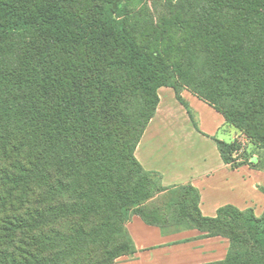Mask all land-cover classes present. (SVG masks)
I'll list each match as a JSON object with an SVG mask.
<instances>
[{"label": "trees", "instance_id": "obj_1", "mask_svg": "<svg viewBox=\"0 0 264 264\" xmlns=\"http://www.w3.org/2000/svg\"><path fill=\"white\" fill-rule=\"evenodd\" d=\"M115 2L0 0V264H113L135 253L133 215L226 237L225 258L203 264H264V214L204 216L195 187H164L134 155L168 86L248 139H215L225 163L264 170V0H167L130 54Z\"/></svg>", "mask_w": 264, "mask_h": 264}, {"label": "crops", "instance_id": "obj_2", "mask_svg": "<svg viewBox=\"0 0 264 264\" xmlns=\"http://www.w3.org/2000/svg\"><path fill=\"white\" fill-rule=\"evenodd\" d=\"M157 104L142 131L134 155L145 170L160 174L161 184L171 188L190 184L199 192V209L213 217L224 205L264 214V170L243 164L231 168L221 157L215 139L223 142L237 137L225 124L223 115L188 89L180 92L197 124L180 102L173 88L156 90ZM132 238L133 256L113 264H203L225 258L229 240L208 236L198 229L163 233L156 225L133 215L126 224Z\"/></svg>", "mask_w": 264, "mask_h": 264}, {"label": "rangeland", "instance_id": "obj_3", "mask_svg": "<svg viewBox=\"0 0 264 264\" xmlns=\"http://www.w3.org/2000/svg\"><path fill=\"white\" fill-rule=\"evenodd\" d=\"M166 1L167 0H123L122 4L126 7L130 15V20L115 48L123 50L127 54L132 53L133 49L136 47L139 50L142 48L148 49L147 46L151 43V37L154 34H158L160 30L161 10ZM230 128L235 130L237 134L235 139L239 141L241 146L245 144L249 146L248 139L241 134L240 131L233 127ZM239 154V151H234L232 157H237ZM181 228L180 226L168 227V230H183Z\"/></svg>", "mask_w": 264, "mask_h": 264}, {"label": "water", "instance_id": "obj_4", "mask_svg": "<svg viewBox=\"0 0 264 264\" xmlns=\"http://www.w3.org/2000/svg\"><path fill=\"white\" fill-rule=\"evenodd\" d=\"M117 2H119V0H116V2L113 4V7H114V8L116 7Z\"/></svg>", "mask_w": 264, "mask_h": 264}]
</instances>
